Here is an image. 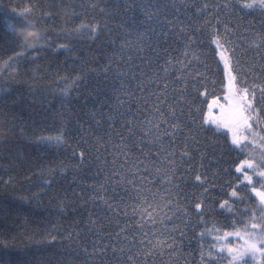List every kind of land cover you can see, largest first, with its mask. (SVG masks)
I'll use <instances>...</instances> for the list:
<instances>
[{
	"label": "trees",
	"instance_id": "1",
	"mask_svg": "<svg viewBox=\"0 0 264 264\" xmlns=\"http://www.w3.org/2000/svg\"><path fill=\"white\" fill-rule=\"evenodd\" d=\"M244 2L0 0V264H233L259 238L264 155L238 172L248 152L206 120L223 49L264 127V12ZM32 25L47 43L25 50Z\"/></svg>",
	"mask_w": 264,
	"mask_h": 264
},
{
	"label": "snow or ice",
	"instance_id": "2",
	"mask_svg": "<svg viewBox=\"0 0 264 264\" xmlns=\"http://www.w3.org/2000/svg\"><path fill=\"white\" fill-rule=\"evenodd\" d=\"M242 7L246 9L260 10L261 12H264V0H245V2L242 4ZM30 11H31L30 9H26L25 13ZM24 23L25 25L31 24V22L28 21L26 18ZM9 28L10 30L15 31L12 28V25H9ZM20 42H21V46L25 50H35L43 47L44 44L47 43V40H44V42L42 43L41 38H38L29 43V42H25L23 39L20 38ZM225 67L226 69L231 68V65L228 63L227 60L225 61ZM233 86H235L236 88L234 96L236 97L237 102L235 106L232 108V110L229 112L228 117L226 118L227 121L232 123V126L231 127L229 126V122H224L223 124H218V127L220 126L229 127V130L233 132L232 143L239 147L241 143V138L240 136L237 135L238 128L242 126L249 135L256 136L258 135V133L253 129V122L256 123L257 126H259V119L254 117V114L258 113V109L253 106V102L256 99V89L254 88L250 92L249 89L246 87L243 88L239 87L237 83V77L233 75L231 71H229V88ZM260 91L261 93H264V88H261ZM261 98L264 99V96H262ZM224 99L230 105L232 104V101H230L227 96ZM212 103L215 104L217 103V101H213ZM221 108L223 109V106H221ZM260 138L264 139V136H261ZM54 139L55 142L57 143L60 142L59 137H56ZM243 139L247 140L248 137L244 136ZM261 147L264 148V145H261ZM82 155L83 153H81V156ZM245 167L249 169H253V163L245 161L244 163L241 164L239 168H237V171L238 172L242 171ZM258 175L264 177V172H259ZM244 177L249 181V183H251V178L248 177L247 172H244ZM196 179L200 180V177L197 176ZM262 187H264V185H262ZM252 190L256 192V196L259 198V203L261 205L260 211L262 213V217H264V192H258L256 191L255 188H253ZM232 195L236 196L237 193L233 192ZM223 206L224 205H221V207ZM196 207L199 208L200 205L198 204L196 205ZM250 227L256 229L258 225L253 223L250 225ZM260 227H261V231L257 242H252L251 239L246 240L245 241L246 247L244 248L243 251H236L231 248L227 249V252L230 254V258L233 261V264H241V262H243V264H247V261H245L244 259L245 256H247L249 259H252L255 257L257 253L264 255V247H258V244L264 246V226H260ZM249 235L250 237H252L255 236V233H250Z\"/></svg>",
	"mask_w": 264,
	"mask_h": 264
},
{
	"label": "rangeland",
	"instance_id": "3",
	"mask_svg": "<svg viewBox=\"0 0 264 264\" xmlns=\"http://www.w3.org/2000/svg\"><path fill=\"white\" fill-rule=\"evenodd\" d=\"M219 54H220L221 59L223 61V65L225 68L224 71H225L227 79H228V82L226 85V91L227 92H226V95L225 94L223 95V98H225L227 96L228 99L230 101H232V104L230 105L225 99H221V100L215 99L213 101H217V103L213 104L212 103L213 101H212L210 107L208 105L209 114H208V112L206 113V120L209 124H211L215 128H216L215 124L218 125V124H223L224 122H229V121H227L226 118L228 117L229 112L232 110V108L235 106V104L237 102L236 97L234 96V93L236 91L235 86L229 88V71H231V70L226 69V67H225V61L227 60L229 63L228 56H227L226 52L223 51V49H221V50L219 49ZM221 106H223V109L221 108ZM253 106H254V103H253ZM254 117L258 119L257 114H254ZM250 122H252V121H250ZM229 126L230 127L232 126L231 122H229ZM225 128H227L229 130V127H225ZM253 129L258 133V135H256V136L249 135L242 126H240L237 130V135L240 136V138H241L240 146L243 147L248 152L247 159L245 161H248L251 163H254V161L256 160V155H258V156L264 155V148L261 147V145H264V139L260 138L261 136H264V127L261 125L260 122H259V126H257V124L253 122ZM230 133H233V132L230 131ZM244 136H247L248 139L244 140L243 139ZM231 142H232V138H231ZM233 145L235 147H237L235 144H233ZM245 168H247V167H245ZM250 233H253V232H248V233H241L240 232L239 235L241 236L242 243L234 246L231 249L236 250V251H243L244 248L246 247V245H245L246 240L251 239L252 242H257L259 238L256 235L250 237V235H249Z\"/></svg>",
	"mask_w": 264,
	"mask_h": 264
},
{
	"label": "clouds",
	"instance_id": "4",
	"mask_svg": "<svg viewBox=\"0 0 264 264\" xmlns=\"http://www.w3.org/2000/svg\"><path fill=\"white\" fill-rule=\"evenodd\" d=\"M17 35L21 39H23L25 42H29V43L42 37V33L34 25H32V26H21V27L17 28Z\"/></svg>",
	"mask_w": 264,
	"mask_h": 264
}]
</instances>
